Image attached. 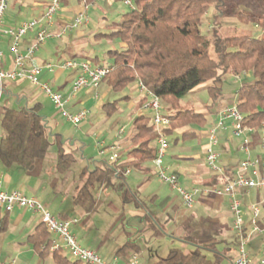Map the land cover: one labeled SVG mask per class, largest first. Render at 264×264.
Instances as JSON below:
<instances>
[{
	"label": "crops",
	"instance_id": "0c3cea01",
	"mask_svg": "<svg viewBox=\"0 0 264 264\" xmlns=\"http://www.w3.org/2000/svg\"><path fill=\"white\" fill-rule=\"evenodd\" d=\"M49 2L50 0H10L8 10L4 17L3 27H17L23 21L41 18ZM83 9V2H79L78 0H61V10L56 16L54 24L50 26V31L53 34H57L66 29L65 33L61 37H49L32 57L25 59L27 68L35 64L42 67V71L39 75L40 81L50 82L56 90L64 94V96L69 99L67 108L72 112H77L81 108H86L88 98H100L99 89L98 96L95 95V91L91 88H84L73 94L72 84L78 75V71L69 69L70 71L66 73L65 70L67 69L57 67V64L70 58L89 60L93 64L101 65L98 64L99 55L95 51L89 50L86 45H84L85 42H81L86 37V32L79 29L80 26L78 28H71L68 26L70 21ZM123 16L120 22L123 20ZM233 21L225 18L224 23L219 27V31L223 26L231 27V24H234ZM90 22L89 20L88 23L82 25L91 26ZM92 30L95 29L92 27ZM74 31L75 34L68 35ZM99 36L100 33H96V37ZM35 39L36 31H29L21 39L20 48L23 54H27L28 48L33 44ZM11 43V38L0 32V51L3 53L2 69L4 70L15 68ZM108 61L109 59H107L105 65L108 64ZM50 66L54 67L51 68ZM229 75L231 74H227L223 79H226ZM247 76L250 77V80H247L248 82L254 80L249 74ZM202 85L205 87L206 83ZM0 87H2L1 95H6L8 97L7 100L10 102L14 100L15 103L23 107H33L36 104H41V112L46 117L50 131L53 134H62L65 139V144L63 146L65 152L73 153L75 156V162L65 172H60L57 168L58 154L54 143L53 146L49 147L46 156L38 160L32 170H26L16 165L7 167L0 160V188L7 191L20 189L27 196H35L59 218H77L78 221L73 224L72 229L82 246L95 250L97 253L103 252L108 237L99 241H96L94 238L97 235L96 230L99 229L98 224H102L101 220L103 222L107 220L108 215H110L111 218H116L125 225L123 227V240H127L123 245L119 244L113 253L114 255H111L105 260H113L117 257L118 261L122 259V262H124L123 264H132L133 255L135 254L139 258L138 264H151L160 259L157 251L151 256L152 259L147 263H143L142 256L155 240L162 239L168 235L171 227L174 231L176 229L181 230V233L192 230L194 233L204 234L207 236L208 242L217 241L218 238L214 236L216 232L220 234L224 233L226 237L220 239H225L227 242L233 239L227 237L228 231H230L235 238L232 229L233 216L229 207V200L225 196H216L214 194L197 195L195 205H199L202 208V212H199L195 211V205L192 209L186 208L181 197L170 189L175 196L166 202L164 208H157L156 204L161 198V194L159 190L152 188L153 181L156 179L158 180L153 161L151 164L146 162L137 167H127L125 182L126 186L131 191L129 199H125L122 191L113 186H106L104 184L94 185L93 194L95 207L92 211L86 212L75 202L78 189L85 181L82 171L86 166L93 169L96 165L107 161L110 153L108 152L105 155L100 154V149L102 147L97 144L99 158L85 156L84 150L86 149V145L82 143L78 137H65L63 133L64 129L58 119L62 118L67 123L71 122L60 115L51 99L39 86L34 85L28 78L18 77L15 79H5L3 81L0 80ZM235 95L222 94L215 106L211 109H208L205 105V107L197 108L198 111L205 112L209 115L210 121L205 130H199L192 126L191 128L178 129L173 135L169 136L173 139L171 140L172 144H170V148L174 146L177 148L178 146L181 151L185 152V154L183 152L171 154L168 159V164L171 169L179 175L183 186L187 188L205 189L216 185L215 181L218 182L217 184L223 182V180L214 175L207 166L204 147L207 143L210 126L218 120L222 110L234 101ZM141 98L142 95L139 97V100ZM4 106L7 105L0 106V114ZM137 107L140 109L139 105H137ZM141 113L140 110L139 114ZM88 124L89 121L86 119L79 126L83 125L82 127L85 128ZM186 129L197 131L199 133L197 138L205 137V142L201 147L191 146L186 148L181 144L180 140L176 142V139L179 138ZM132 132L133 128L131 133L126 137L115 135L114 139L110 142L106 140L101 141L105 146H120L118 164L134 160V157L129 154ZM121 135L125 136V133ZM2 136L3 129L0 122V143ZM52 137L54 139V136ZM259 137V133L253 136L254 145L259 141ZM236 139L241 138L234 137L231 128L223 130L220 135V143L218 146V150L220 151V163L225 168H228L229 171L236 170L240 160L245 156L239 150V142H237ZM153 144L155 145V142ZM254 151L257 152L256 149ZM135 171L138 175L142 176L136 189L133 188L128 180V176ZM214 176H216V178H214ZM113 181L115 182V179H113ZM177 201H179L181 207L177 205ZM254 202L261 203V222H264V188L251 190L250 195L245 198V209L248 218L251 217V204ZM41 222L42 217L40 214L20 207L9 212L7 229H0V255L3 252L11 253V251L8 250L13 249L16 251L28 245H30V250L35 252L32 245L28 242V236L35 231V228ZM10 232L22 236V241H8L9 239H6V234L8 235ZM51 236L52 238H56L53 233H51ZM185 238L187 237L184 236L182 238L183 241ZM128 242H132V246L123 249ZM220 244L224 246L225 242ZM247 249L251 260L255 264H259L264 251V233L253 234L248 242ZM234 253L237 254L236 248ZM10 259H15V256L12 257L9 255L7 258L1 259L0 264ZM17 263H19V259L16 258L15 264Z\"/></svg>",
	"mask_w": 264,
	"mask_h": 264
},
{
	"label": "trees",
	"instance_id": "16d2710c",
	"mask_svg": "<svg viewBox=\"0 0 264 264\" xmlns=\"http://www.w3.org/2000/svg\"><path fill=\"white\" fill-rule=\"evenodd\" d=\"M83 2V0H78ZM95 0H86L91 4ZM134 8L124 14L123 20L112 32V38L123 43L120 49L108 51V64L111 71L104 78L114 90H121L132 83L142 81L157 95L163 110L171 119L165 128L167 135L176 130L192 126H207L210 119L205 112L196 107H184L182 99L199 85L206 83L211 109L223 94L224 76L231 74L253 75L254 80L242 84L236 91V101L243 115L245 126L260 129L264 123V29L261 35L253 36L245 32L221 34L219 27L227 17L244 23L260 26L264 15L252 11L249 0H133ZM248 2V3H247ZM214 6L213 24L204 33V16ZM256 7L264 10V0H256ZM129 98V96H127ZM144 102L139 100L141 108ZM117 104V102H116ZM113 105L108 102L104 107ZM42 105L14 108L2 107L0 114L3 136L0 143V160L7 167L19 166L32 170L38 160L44 158L50 147V136H54L57 148V168L60 172L68 170L75 162L73 153H66L65 139L60 133L53 134L44 114ZM215 123V122H214ZM213 123V124H214ZM212 124V125H213ZM199 136L192 129H186L179 140H191ZM129 154L134 160L123 163L109 162L96 165L93 169L85 167L82 175L84 183L79 187L75 202L86 212L95 207L94 185L113 186L120 189L125 199L131 195L126 186L128 166L137 167L154 161L156 151V129L149 114L141 113L133 119ZM227 173L232 171L226 168ZM216 178V176H214ZM219 178V177H218ZM115 179V182L113 181ZM217 184L218 182L215 181ZM9 223V212L0 209V229L5 230ZM53 238L42 221L28 236V242L42 258H52L56 264H83L71 259L63 249L51 250ZM193 249L185 251L172 247L168 254L151 264H233L236 237L227 242L201 244L189 238L184 239ZM222 250L218 244L224 243ZM132 246L128 242L123 249Z\"/></svg>",
	"mask_w": 264,
	"mask_h": 264
},
{
	"label": "built area",
	"instance_id": "2783aa9c",
	"mask_svg": "<svg viewBox=\"0 0 264 264\" xmlns=\"http://www.w3.org/2000/svg\"><path fill=\"white\" fill-rule=\"evenodd\" d=\"M123 1L131 9L134 8L133 0ZM9 3L10 0H0V32L9 36L12 40L11 50L15 68L11 70L2 69L3 53L0 51V80L18 77L28 78L51 99L62 117L78 126L87 119L88 110L81 108L77 112L70 111L67 108L69 99L59 90H56L50 82L40 81L39 75L42 67L35 64L27 68L25 62V59L32 57L49 37H61L65 33L66 29L57 34H53L50 31V26L54 24L55 18L61 10V0H50L43 16L39 19L26 20L17 27L9 26L4 28V17ZM83 3L84 9L70 21L69 27L78 28L82 24L89 22L88 10L90 4L86 3V0H83ZM29 31H36V39L28 48L27 54H23L20 42ZM50 67L53 68L54 66ZM57 67L78 71V75L72 84L73 94L84 88H91L95 91L96 96H98V89L101 83L111 71L109 66L96 65L89 60L74 58L60 62ZM239 76H236V78ZM137 89L144 98L140 110L142 113L151 116V122L156 129L155 144L157 156L153 162L158 180L175 191L181 197L184 206L189 209L194 208L197 195L199 194H214L227 197L233 216L232 229L236 237L237 254L233 264H255L249 257L247 245L253 234L264 233V222H261L262 209L260 202L251 204V217H247L245 198L250 195L251 190L264 188V123L260 129L245 126L235 95L234 101L222 110L218 120L210 126L207 143L204 147L207 166L223 182L205 189L187 188L182 185L179 175L171 169L170 165L165 163L170 147V139L164 130L170 127L171 119L164 113L160 98L150 91L142 81L137 82ZM227 122L230 124L233 136L241 138L242 143L239 145V150L245 155L240 160L236 170L232 171V175L228 174L226 168L220 163V151L218 150L220 135L223 130L227 129ZM124 131L125 126L121 127L119 134H123ZM257 133L260 134V137L259 141L254 145L253 136ZM98 144L102 147L100 154L110 153L109 162L118 161L120 154L119 145L105 146L102 142H98ZM255 149L257 152L254 151ZM17 207L41 215L47 229L56 236V238H53L51 250L63 249L68 252V256L71 259L80 261L83 264H120L117 257L113 260H105L95 250L81 245L72 229L73 224L78 221L77 218H59L35 196H27L20 189L7 191L0 188V209L11 212ZM138 262V256L136 254L133 255L132 264H138ZM15 263L16 259H10L1 264ZM259 264H264V251Z\"/></svg>",
	"mask_w": 264,
	"mask_h": 264
},
{
	"label": "rangeland",
	"instance_id": "374dc122",
	"mask_svg": "<svg viewBox=\"0 0 264 264\" xmlns=\"http://www.w3.org/2000/svg\"><path fill=\"white\" fill-rule=\"evenodd\" d=\"M250 6L252 11L260 13L261 15H264V10L260 9L259 7H256V0H249ZM84 4V3H83ZM131 8L124 3L123 0H95L90 4L89 10H88V16L89 20L91 21V26H80L79 29H82L86 32V37L81 41L85 42L84 45L91 50L95 51L99 55L98 64L105 65L107 59H108V51L110 49H120L123 44L119 38H112V32L115 31L118 27V22H120L121 17L127 13ZM217 13L214 6L210 7V10L208 13L204 16V26L202 27V30L204 33H207V30L210 29V27L213 24L212 18L213 15ZM227 20H235L233 21L234 24H231V27L223 26L220 30L221 34H233L235 32H245L248 34H251L253 36L261 35L264 29V20L261 19L260 26H257L254 23H244L236 18L227 17ZM92 27L95 30H92ZM212 29V28H211ZM210 29V30H211ZM96 33H100L99 37H96ZM70 34H75V31ZM66 73H68L70 70H65ZM250 76L253 77L249 73ZM242 79H237L233 75L227 76L226 79H223V94L224 95H231L234 96L237 89L244 83L248 82L247 80H250V77L247 75H241ZM205 84V83H204ZM204 85L197 86L189 95L188 97H185L182 99V104L184 107H205L204 105L210 103V97L208 92L204 89ZM2 94V87H0V106L7 105L9 107L14 108H21L23 106H20L19 104L8 101V97L6 95ZM99 99H89L87 100L86 109L88 110V117L87 120L89 121V124L83 128L82 126H76L71 123H67L64 119L60 118L58 121L63 127V133L65 137H78L82 143L86 145V149L84 150L85 156L88 157H94L99 158V151L97 148L98 142H101L103 140H106L108 142L112 141L114 139L115 135L126 137L128 136L133 128V119L140 113V109L137 107L139 103V97L141 94L139 93L137 89V84L132 83L129 86H127L124 89L114 91L110 85L107 82H103L99 87ZM129 98H127V96ZM108 102H115V108L113 105H108L107 107H104L105 103ZM117 102V104H116ZM201 105V106H200ZM93 124V125H92ZM227 128H230L229 122L226 123ZM125 126V136L119 134V130L121 127ZM82 127V129H81ZM198 128L199 130H205L207 126L201 127V126H194ZM182 135V134H181ZM179 136V135H178ZM176 137V136H175ZM181 137V136H180ZM179 137V138H180ZM170 144H172V137L170 138ZM208 139V137H207ZM50 140V147L53 146L54 139L52 136L49 137ZM181 144H183L186 148L187 147H201L202 144L205 142V137L203 138L199 137L192 140L183 141L180 140ZM237 142H239V145L242 143L241 139H236ZM180 146V145H179ZM170 148V147H169ZM184 153V151H181L179 147L177 148L174 146L170 149H168L167 156L165 158V163L168 164V159L170 158V155L176 153ZM151 164V162H148ZM169 165V164H168ZM142 179V176L138 175V173L135 171L133 174L128 176V180L130 184L133 186L134 189L137 188V185H139L140 180ZM152 188L155 190H159L161 194V198L158 200L156 207L159 209H162L165 207L166 202L173 198L175 194L170 190V188L165 185L164 183H161L157 179L153 181ZM175 192V191H174ZM176 193V192H175ZM177 194V193H176ZM177 205L181 207L179 204V201H177ZM195 211L202 212V208L199 205H195ZM203 214V213H202ZM102 224H98V228L96 230L97 235L95 236V240L99 241L104 238H107L106 245L103 249V252L99 253V255L103 259L109 258L111 255L113 256L114 251L117 249L118 245H123V243L127 240H123V230H124V224L117 220L116 218H111L110 215H108L107 220H104V222L101 220ZM106 222V223H105ZM181 230H173L171 227L168 235H166L162 239L155 240L154 243L151 244V247H149L146 252H144V255L142 256L143 263H147L152 258L151 256L154 255V253L157 251L158 255L161 257H164L168 254L169 250L172 247L181 248L185 251H191L193 249V246L185 241H183V237L186 236L187 238L198 242V243H211L208 242L207 236L204 234H198L194 233L192 230L187 231L186 233H181ZM184 235V236H183ZM229 239L233 238V235L230 231H228L227 234ZM6 239H9L8 241H22L23 237L20 235H15L14 232L6 234ZM183 236V237H182ZM217 237V240H220V238L226 237V235L220 234L219 232H216L214 235ZM122 241V242H121ZM30 245L23 247L19 250L11 251V253H5L3 252L0 255V260L7 258L9 255L12 257L15 256V259H19V263L17 264H55L52 258L48 257L47 259H42L37 255V253L30 250ZM223 246L221 244H218V249L222 250ZM9 249V248H8ZM22 252V253H21ZM68 255V252H66ZM109 256H108V255ZM107 255V256H105ZM119 263L123 264L122 259L118 261Z\"/></svg>",
	"mask_w": 264,
	"mask_h": 264
}]
</instances>
